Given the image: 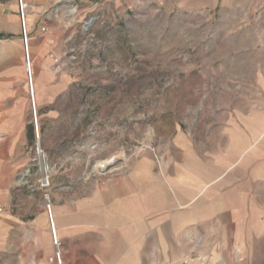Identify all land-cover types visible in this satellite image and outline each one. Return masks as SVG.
<instances>
[{"label": "rangeland", "instance_id": "1", "mask_svg": "<svg viewBox=\"0 0 264 264\" xmlns=\"http://www.w3.org/2000/svg\"><path fill=\"white\" fill-rule=\"evenodd\" d=\"M199 2L52 0L46 11L26 3L27 27L43 12L39 21L64 45L65 136L47 139L48 148L42 138L59 243L49 225L11 261L264 264V202L252 225L220 233L153 232L152 218L143 236L132 231L141 202L146 213L154 200L164 205L170 177L191 156L259 140L223 131L264 129V1L252 12L193 9ZM32 185L34 209L46 213Z\"/></svg>", "mask_w": 264, "mask_h": 264}, {"label": "crops", "instance_id": "2", "mask_svg": "<svg viewBox=\"0 0 264 264\" xmlns=\"http://www.w3.org/2000/svg\"><path fill=\"white\" fill-rule=\"evenodd\" d=\"M199 1L193 9L252 12L261 9L264 0ZM26 3L33 11H46L52 0H26ZM38 14L29 17L28 48L33 61L39 128L48 148L47 139L65 136L66 77L60 67L64 45L53 25L43 18L39 21L44 13ZM44 26L47 33L41 31ZM247 119L252 122V114ZM0 132L4 135L0 145V264H16L11 259L15 260L18 253L23 259L30 244L48 233L49 226L46 213L34 209L33 189L20 180L31 160L34 127L16 0H0ZM223 133L259 140L244 146L230 145L231 141L228 147L220 149L225 152L216 151L206 155V159L191 156L183 173L170 177L164 205L161 200L156 203L154 200L146 213L145 203L141 202L133 232L142 236L146 233L145 218H152L147 228L151 227L153 232L167 226L185 235L192 234L194 227L220 233L226 227L252 225L256 203L264 202V145H258L264 139V129L255 133L252 129Z\"/></svg>", "mask_w": 264, "mask_h": 264}, {"label": "built area", "instance_id": "3", "mask_svg": "<svg viewBox=\"0 0 264 264\" xmlns=\"http://www.w3.org/2000/svg\"><path fill=\"white\" fill-rule=\"evenodd\" d=\"M16 2L20 18L21 39L24 47V66L27 77L28 94L31 103V123L34 127V143L30 149L31 160L29 165L25 168L24 172L22 173L20 180L23 182L24 185H27L31 188L33 187V181H35V184H37L43 191V201L45 210L48 215L50 229H52L51 231L53 234L52 237L54 243L57 245L58 239L55 235L52 219L53 214L51 196L48 192L51 187V178L48 170L45 172L42 171L43 166L47 165V156L42 144V136L39 128V115L35 101V87L33 84V64L28 48L29 33L27 30L28 27L26 25L27 4L23 0H16ZM41 31L42 33H47V27H42ZM3 141L4 135L0 132V145L3 143ZM0 210H2V207H0Z\"/></svg>", "mask_w": 264, "mask_h": 264}, {"label": "bare ground", "instance_id": "4", "mask_svg": "<svg viewBox=\"0 0 264 264\" xmlns=\"http://www.w3.org/2000/svg\"><path fill=\"white\" fill-rule=\"evenodd\" d=\"M107 165L108 166L110 165L109 162L107 163ZM47 170H48L47 165H44L43 168H42V171L45 172ZM52 214H53L52 219H53L54 231H55L56 238L58 239V230H57L56 225H55V217H54L53 209H52ZM51 234H52V231H51ZM59 260H60V263L62 264V259H61L60 254H59Z\"/></svg>", "mask_w": 264, "mask_h": 264}]
</instances>
